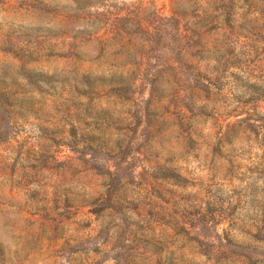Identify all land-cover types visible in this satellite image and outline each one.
I'll use <instances>...</instances> for the list:
<instances>
[{"label":"rangeland","instance_id":"1","mask_svg":"<svg viewBox=\"0 0 264 264\" xmlns=\"http://www.w3.org/2000/svg\"><path fill=\"white\" fill-rule=\"evenodd\" d=\"M0 264H264V0H0Z\"/></svg>","mask_w":264,"mask_h":264},{"label":"trees","instance_id":"2","mask_svg":"<svg viewBox=\"0 0 264 264\" xmlns=\"http://www.w3.org/2000/svg\"><path fill=\"white\" fill-rule=\"evenodd\" d=\"M121 87H118V90H120ZM125 151H121L118 152L120 153V156L117 157L118 161L115 162V164H113V169L110 170L109 168H107V173L110 176V182H109V186H108V190H110L115 183L117 182L116 179H118L120 177V173H121V168H122V164H123V156H121ZM122 177V176H121Z\"/></svg>","mask_w":264,"mask_h":264}]
</instances>
